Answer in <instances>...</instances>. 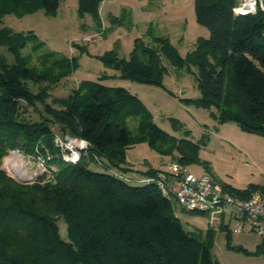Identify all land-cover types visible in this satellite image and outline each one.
I'll return each mask as SVG.
<instances>
[{
  "label": "trees",
  "instance_id": "obj_1",
  "mask_svg": "<svg viewBox=\"0 0 264 264\" xmlns=\"http://www.w3.org/2000/svg\"><path fill=\"white\" fill-rule=\"evenodd\" d=\"M62 0H0V24L6 15L23 17L36 11L56 15ZM104 0H77V15L101 26ZM237 0H193L195 21L208 38L198 37L181 57L167 37L134 41L127 59L111 51L100 57L116 77L163 87L168 68L196 71L200 97L189 99L219 123H234L264 139V10L234 13ZM35 35L0 27V167L8 151L17 150L54 167L43 182L20 183L0 168V264H220L212 255L215 229L204 239L186 232L175 215L174 202L155 182L127 177L125 152L147 143L181 166L201 165L200 149L208 137L194 142L191 133L176 138L153 122L151 113L133 94L99 81H81L66 97L52 91L77 67L75 60L35 43L36 63L22 49ZM135 118V126L129 121ZM177 129L183 125L172 121ZM57 135L85 140L88 148L76 163L60 157ZM95 166L100 171H94ZM155 178L159 171L139 172ZM167 174V173H166ZM125 176L130 181H126ZM122 177V178H120ZM215 182V181H214ZM217 183V182H216ZM222 189L246 199L264 185L244 189L220 183ZM184 211V210H183ZM205 215L200 212H189ZM66 226L62 237L59 221ZM226 248L247 256L264 254V241L250 252L232 246L229 224L221 223Z\"/></svg>",
  "mask_w": 264,
  "mask_h": 264
},
{
  "label": "rangeland",
  "instance_id": "obj_2",
  "mask_svg": "<svg viewBox=\"0 0 264 264\" xmlns=\"http://www.w3.org/2000/svg\"><path fill=\"white\" fill-rule=\"evenodd\" d=\"M262 3L264 6V0ZM76 11L77 0H62L54 16L39 10L21 18L6 15L0 24V27H8L14 32L30 31L35 35L22 49L24 55L31 57L32 63H36L38 51L44 49L75 60L77 67L71 76L55 87L51 93L53 97H66L79 82L99 81L106 74L109 77L102 82L104 85L121 87L135 95L151 113L156 126L168 135L182 138L184 130H188L194 142L202 135L208 137L199 152L201 161L207 166H184L188 171L194 175L205 173L218 184L225 183L238 189L249 184L264 185V139L241 131L234 123L217 122L210 116L215 112L214 108L203 109L186 101L200 97L194 68L176 69L163 60L168 71L163 87L159 88L120 79L116 77L117 72L100 61V57L111 51L116 52L119 58L127 59L136 39L147 42L151 37H167L178 54L185 57L198 37L209 36L208 30L195 21L193 0H104L99 8L101 26H97L90 16L78 17ZM39 42L43 47L35 53L32 46ZM0 52L11 62L4 49L1 48ZM173 120L180 122L183 128L177 129L172 125ZM135 121V118L130 119V129L134 128ZM13 153L19 157L13 159ZM125 158L134 175L150 168L163 170V165L175 163L170 157L152 150L145 142L128 149ZM10 159L18 167L19 175L15 174L16 169H9L7 161ZM38 163L37 159L11 150L2 159L0 168L16 181L23 179L33 183L31 177H35L38 171ZM90 168L100 171L95 166ZM173 202L176 217L190 235L197 237L202 234V240L208 228L216 230L212 255L220 264H264V254L247 256L227 249L225 234L218 230L219 223L209 221L208 214L183 211ZM232 226L230 223V230ZM59 228L65 238L66 226L61 220ZM262 241V237L245 229L232 234L231 245L253 252Z\"/></svg>",
  "mask_w": 264,
  "mask_h": 264
},
{
  "label": "built area",
  "instance_id": "obj_3",
  "mask_svg": "<svg viewBox=\"0 0 264 264\" xmlns=\"http://www.w3.org/2000/svg\"><path fill=\"white\" fill-rule=\"evenodd\" d=\"M257 8L264 10L262 0H237L233 11L239 15L254 14ZM54 143L62 160L73 164L79 161L88 148L85 140L68 135H57ZM38 162L39 169L35 177L31 178L35 182L36 177L43 174V182L50 178L54 170L43 160L38 159ZM166 173L134 181L142 184L154 181L161 194L175 201L182 210L208 214L211 223H232V233H240L246 229L264 239V194L259 190L252 192L248 198L241 199L224 191L209 175H194L177 163H170ZM123 178L130 181L125 176Z\"/></svg>",
  "mask_w": 264,
  "mask_h": 264
},
{
  "label": "crops",
  "instance_id": "obj_4",
  "mask_svg": "<svg viewBox=\"0 0 264 264\" xmlns=\"http://www.w3.org/2000/svg\"><path fill=\"white\" fill-rule=\"evenodd\" d=\"M166 163V162H165ZM168 163V162H167ZM168 165V164H167ZM167 165H163L164 166V168L165 169H163V170H165V172L162 170V169H158V168H154L155 170H157V171H159L161 174H165L166 172H167ZM146 171V170H145ZM127 177H129V178H132V179H138V178H140L141 176H143L142 174H137V175H134L132 172H128L127 173V175H126Z\"/></svg>",
  "mask_w": 264,
  "mask_h": 264
},
{
  "label": "bare ground",
  "instance_id": "obj_5",
  "mask_svg": "<svg viewBox=\"0 0 264 264\" xmlns=\"http://www.w3.org/2000/svg\"><path fill=\"white\" fill-rule=\"evenodd\" d=\"M11 156H12L13 159H16V158L19 157L16 153H13ZM7 163H8V167H9V169H11V170L16 169V170H15V174H18V175H19V169H18V167L15 165L14 160H11V159H10V160L7 161ZM10 163H11V164H10ZM227 225H228V224H227Z\"/></svg>",
  "mask_w": 264,
  "mask_h": 264
},
{
  "label": "water",
  "instance_id": "obj_6",
  "mask_svg": "<svg viewBox=\"0 0 264 264\" xmlns=\"http://www.w3.org/2000/svg\"><path fill=\"white\" fill-rule=\"evenodd\" d=\"M43 177H44L43 174L38 175L36 177V181L41 182L43 180ZM17 181L20 182V183H29V180L20 179V180H17Z\"/></svg>",
  "mask_w": 264,
  "mask_h": 264
}]
</instances>
